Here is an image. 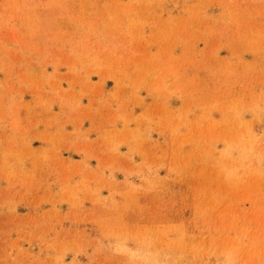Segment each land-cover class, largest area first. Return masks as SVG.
Returning a JSON list of instances; mask_svg holds the SVG:
<instances>
[{
    "label": "rangeland",
    "instance_id": "1",
    "mask_svg": "<svg viewBox=\"0 0 264 264\" xmlns=\"http://www.w3.org/2000/svg\"><path fill=\"white\" fill-rule=\"evenodd\" d=\"M0 264H264V0H0Z\"/></svg>",
    "mask_w": 264,
    "mask_h": 264
}]
</instances>
